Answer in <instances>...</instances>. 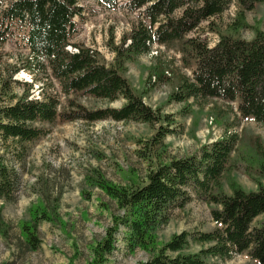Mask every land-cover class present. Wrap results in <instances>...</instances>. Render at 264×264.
I'll return each instance as SVG.
<instances>
[{
	"label": "trees",
	"instance_id": "1",
	"mask_svg": "<svg viewBox=\"0 0 264 264\" xmlns=\"http://www.w3.org/2000/svg\"><path fill=\"white\" fill-rule=\"evenodd\" d=\"M94 1L110 9L117 5V0ZM79 2L11 0L0 12V43L12 30L23 29V45L28 51L24 66H11L2 90H8L10 83L17 84L13 77L21 70L34 76L43 73L58 89L57 94L42 93V99L30 98L29 90L20 97L10 95L8 104L0 106V149L10 142L30 143L44 137L47 131L43 125L56 121L148 124L155 132L148 140H138L136 152L147 166L143 178L134 170L128 173L127 185L113 184L98 171L85 177V184L99 189L116 209L103 237L91 249L89 264H103L115 251L120 229L126 250L145 253L149 258L146 264H217L212 260L225 261L241 254L264 264V183L256 180V189L245 191L230 177L232 171L251 178L253 173L264 177L261 141L257 139L252 149L262 158L259 166L249 164L241 154V140L235 133L202 145L195 154L171 158L166 154L164 138L176 132L173 115L146 105L124 76L125 63L148 55L153 46L172 48L180 54L181 67L190 73L177 77L169 95V101L183 104L181 114L190 111L189 101L200 104L215 100L234 105L240 118L264 128V33L245 22V13L264 0H126L124 8L136 13L138 20L119 44L108 42L113 54L109 64L98 51L71 42L76 33L75 18L82 17ZM232 5L236 12L226 31L213 23L208 26L217 35L212 46L199 36H190ZM241 29H252L253 37L243 39ZM164 69L150 71L147 84L165 81ZM81 95L109 103L121 99L124 103L119 108L88 110L74 98ZM1 157L0 199L10 201L20 176ZM223 176L230 194L222 190ZM82 196L89 199L85 192ZM193 199L208 205L214 228L209 232H181L159 243L155 231L167 223L171 212L183 209ZM37 203L29 210V221L19 224L24 242L33 251L39 248L37 226L42 221L57 220L56 202ZM7 232L0 215V236ZM190 242L202 248L183 253Z\"/></svg>",
	"mask_w": 264,
	"mask_h": 264
},
{
	"label": "rangeland",
	"instance_id": "2",
	"mask_svg": "<svg viewBox=\"0 0 264 264\" xmlns=\"http://www.w3.org/2000/svg\"><path fill=\"white\" fill-rule=\"evenodd\" d=\"M10 1L0 0V12ZM125 3L126 0H117L116 8L110 9L94 0H80L82 17L75 18L76 33L71 42L98 51L107 64L111 63L113 54L107 47L108 42L112 40L114 45L119 44L121 37L138 20L136 13L126 11ZM235 12L236 8L230 6L219 17L202 23L190 36H199L212 46L217 35L208 30L209 24L226 31ZM245 22L251 27L258 26L264 33V4L245 13ZM239 34L249 40L253 37V30L241 29ZM24 37L25 30L14 29L0 43V106L8 104L10 95L20 97L27 90L33 99H42V93H58L56 84L46 80L43 73L34 76L25 70L13 77L17 84L10 83L8 90H2L11 66L21 68L28 57L23 45ZM125 67L124 76L136 93L142 95L144 103L174 117L176 132L164 138L167 156L182 158L195 154L202 145L218 140L224 134L235 133L241 140L238 149L241 148L247 162L253 166L260 165L262 158L252 149L257 139L264 146V128L251 119L240 118L234 105L215 100L200 104L189 101L192 105L190 111L181 114L183 104L169 101L177 77L190 75L181 67L178 52L153 46L148 55L125 63ZM162 67L165 68L166 80L156 83L152 80V86H149V72ZM35 78L41 81L35 82ZM74 98L88 110L119 108L124 103L121 99L109 103L82 95ZM60 102L63 107L62 97ZM43 128L47 131L44 137L30 143L10 142L0 149L3 162L20 176L13 199H0V215L8 227L7 235L0 236V264H89L91 249L103 237L104 230L110 225V215L115 214L116 209L99 189L85 184V177L98 171L113 184L127 185L128 173L134 170L143 178L147 166L136 155L138 140L151 138L154 128L145 123L110 120L93 123L56 121L51 125L44 124ZM252 176L237 171L230 173V177L245 191H254L256 180L264 183L263 176L254 173ZM220 181L223 192L230 194L226 177ZM83 192L89 194V199L82 196ZM39 200L56 202L57 220L42 221L37 226L39 248L33 251L24 242L19 224L29 221V210ZM213 228L208 205L193 199L183 209L171 212L167 223L159 227L155 235L159 243H165L174 234L209 232ZM122 234L120 229L116 249L103 264H146L149 258L145 253L137 249L133 252L126 250ZM201 248V245L190 242L183 253H195ZM212 261L217 264H256L245 254L225 261Z\"/></svg>",
	"mask_w": 264,
	"mask_h": 264
}]
</instances>
